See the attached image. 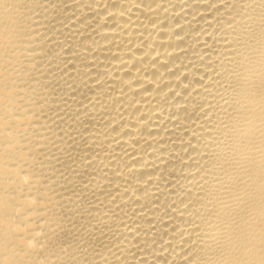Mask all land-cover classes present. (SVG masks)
<instances>
[{"label":"bare ground","instance_id":"bare-ground-1","mask_svg":"<svg viewBox=\"0 0 264 264\" xmlns=\"http://www.w3.org/2000/svg\"><path fill=\"white\" fill-rule=\"evenodd\" d=\"M0 264H264V0H0Z\"/></svg>","mask_w":264,"mask_h":264}]
</instances>
